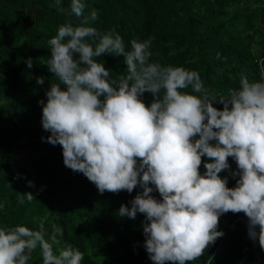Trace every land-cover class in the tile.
I'll return each mask as SVG.
<instances>
[{"label":"clouds","instance_id":"9594fccd","mask_svg":"<svg viewBox=\"0 0 264 264\" xmlns=\"http://www.w3.org/2000/svg\"><path fill=\"white\" fill-rule=\"evenodd\" d=\"M86 7L85 0H71L69 14L81 23L61 25L48 41L47 67L59 83H51L46 104L39 101L47 142L61 145L65 166L83 173L100 194L142 189L118 215L144 214L153 264L197 261L224 235L217 229L228 212L246 215L249 237L264 249V80L242 75L239 88L218 98L199 72L152 62L151 39H133L129 50L118 33L89 26L98 12L86 16ZM105 54L123 56L126 74L112 78L98 60ZM26 63L34 67L31 57ZM145 93L153 97L150 105ZM226 170L235 187L221 177ZM57 235H63L59 228L50 243L24 226L0 229V264H29L37 247L43 264H81L84 254L59 247Z\"/></svg>","mask_w":264,"mask_h":264},{"label":"trees","instance_id":"16d2710c","mask_svg":"<svg viewBox=\"0 0 264 264\" xmlns=\"http://www.w3.org/2000/svg\"><path fill=\"white\" fill-rule=\"evenodd\" d=\"M85 3L86 16L98 12L89 26L100 33H118L129 50L131 40L151 39L152 62L199 72L218 98L239 88L242 75L250 81L264 80V0ZM70 4L71 0H60L59 5L57 0L0 1V229L24 226L51 243L59 228L63 235H57L58 246L81 251V264H153L145 248L144 214L135 219L118 215L122 205L131 208L142 189L100 194L83 173L65 166L62 146L48 143L51 133L42 127L39 101L46 104L51 83H59L47 67L48 41L61 25L81 23L69 14ZM29 57L32 69L27 67ZM98 60L112 78L126 74L123 56L105 54ZM38 77L45 78L43 85L37 84ZM142 99L150 105L153 97L145 93ZM21 150L28 151L35 170L19 165L16 154ZM203 161L212 162L207 157ZM229 164L237 170L231 157ZM200 171H206L203 164ZM220 175L235 187L229 171ZM29 193L31 201L23 195ZM153 196L162 199L157 191ZM248 223L244 213L222 215L217 230L224 235L192 264H264V249L249 237ZM29 264H43L39 247Z\"/></svg>","mask_w":264,"mask_h":264},{"label":"rangeland","instance_id":"374dc122","mask_svg":"<svg viewBox=\"0 0 264 264\" xmlns=\"http://www.w3.org/2000/svg\"><path fill=\"white\" fill-rule=\"evenodd\" d=\"M16 158L21 167H27L35 170V166L30 163L29 153L27 150H21L16 154Z\"/></svg>","mask_w":264,"mask_h":264},{"label":"water","instance_id":"95a60500","mask_svg":"<svg viewBox=\"0 0 264 264\" xmlns=\"http://www.w3.org/2000/svg\"><path fill=\"white\" fill-rule=\"evenodd\" d=\"M0 1H3V0H0Z\"/></svg>","mask_w":264,"mask_h":264}]
</instances>
